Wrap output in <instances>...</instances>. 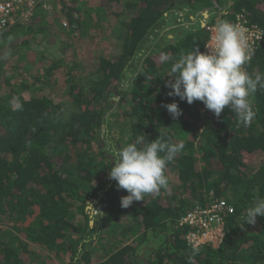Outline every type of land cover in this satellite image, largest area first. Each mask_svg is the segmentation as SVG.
Instances as JSON below:
<instances>
[{"label":"trees","instance_id":"16d2710c","mask_svg":"<svg viewBox=\"0 0 264 264\" xmlns=\"http://www.w3.org/2000/svg\"><path fill=\"white\" fill-rule=\"evenodd\" d=\"M72 1L63 2L67 26H60L69 38L83 34L88 26L95 29L109 21L108 4L78 8L79 3L72 6ZM116 2L122 8L113 12L122 29L118 33L121 48L110 57L100 54L95 69L86 76L77 74L76 78L73 69L78 64L70 61L64 72L67 85L60 89L70 97L67 104L32 92L52 90L55 83L49 71L62 68L63 58L53 60L44 74L32 75V81L12 85L8 96L0 98V264H57L51 259L52 252H69L68 264H264V217L241 227L244 210L257 195L264 197V89L258 87L252 97L256 117L251 126L238 127L229 108L216 117L200 101L188 104L167 95L171 89L166 86L173 79L168 75L173 60L193 49L204 52L207 32L202 19L228 21L243 10L250 22L264 28V0ZM47 13L38 3L35 24H17L3 31L0 48L10 33L47 30L43 22ZM28 45L24 39L19 46ZM245 70L264 74V42ZM9 97L17 101L15 106ZM173 101L181 110L178 118L164 107ZM113 102L114 108L108 111ZM114 126L119 127V136L113 141ZM159 134L185 145L166 169L168 187L161 194L134 201L124 212L120 200L128 193L109 178L114 150L128 140L141 136L153 140ZM173 170L178 179L175 185ZM119 189L124 192L121 196ZM219 196L233 206L222 241L217 247H187V228L176 226L177 218L193 199L207 204ZM95 198L101 203L96 208L103 214L100 219L109 223L107 229L113 222L122 225L115 221L128 213L132 222L113 229L108 239L127 241L134 228L141 229V234L93 262L87 249L92 238H88L104 226L95 218L94 225L86 222L80 230L73 224L71 206L79 202L77 207L90 220L86 207ZM34 206L38 212L32 221L15 225L32 215ZM8 220L13 224L8 225ZM77 231L81 238L73 242L72 234Z\"/></svg>","mask_w":264,"mask_h":264},{"label":"clouds","instance_id":"9594fccd","mask_svg":"<svg viewBox=\"0 0 264 264\" xmlns=\"http://www.w3.org/2000/svg\"><path fill=\"white\" fill-rule=\"evenodd\" d=\"M205 12L208 15V9ZM213 40V45H206L209 51L193 49L171 62L168 75L173 79L167 82L171 89L167 95L177 96L188 104L200 101L216 117L229 108L238 127H249L256 117L252 97L258 87L264 89V74L244 70L243 65L251 55L244 34L236 25L217 19ZM169 59L164 57L165 61ZM164 107L173 118L181 115L175 101ZM184 147L183 142H173L159 134L153 140L146 141L143 136L128 140L115 149L109 178L128 193L121 197V206L127 208L134 201L144 200L146 195H158L161 189H166L169 184L166 169ZM257 217H264V197L258 195L244 210L241 227L255 224Z\"/></svg>","mask_w":264,"mask_h":264},{"label":"rangeland","instance_id":"374dc122","mask_svg":"<svg viewBox=\"0 0 264 264\" xmlns=\"http://www.w3.org/2000/svg\"><path fill=\"white\" fill-rule=\"evenodd\" d=\"M63 2L64 0H60V2H57L56 4H50L51 8L50 10H48V13L46 15L48 16V18L44 19L43 21L45 24H48L47 30L36 32L34 34L29 31L22 32V30H18L14 33L8 34L5 37L4 46L0 48V98L4 99L8 96L12 85L18 84L19 82L32 81V75L36 73L44 74L45 70L47 68H50L51 62L53 60L63 58L64 64L62 68L54 70L50 69L49 71L51 72L49 79L55 83V86H53L52 90L51 88L47 87L46 89H32V92H34L35 94L44 93V95L52 97V99L54 100H65V104H67L70 101V97H68L65 92L60 91V89L61 87L63 88L67 85V76L64 74V72L66 70L65 67L69 63H71L70 61H75L78 64V66L73 69V73L77 78V74L79 76H86L93 69H95L94 64L95 62H97L100 54L104 55L105 57H110L120 50L121 37L118 36V33H120L122 29L120 28V26L118 27V22L114 15L116 12H120L122 9L119 2H116V0H73L71 2V5L74 6L79 3L77 5L78 8L94 7L101 4H108L107 7L110 12L107 17V20H109L107 23H103L101 27L95 29L88 26L84 30L83 34H79L72 38H69L65 31H63L64 29L61 28L67 26L65 20L62 17ZM32 23L33 22L31 21L29 24ZM167 32H170V30ZM24 39H27L29 41V47L27 48L26 46H19ZM63 47H65L66 49H63ZM67 57L69 59L73 58V60H67ZM77 67H79L78 70ZM35 70L37 71L35 72ZM119 96L120 94L114 96V102L118 100ZM13 97H15V94H13ZM14 99H11L10 97L8 98V102L12 106H15L17 104V101ZM114 102L110 106V109L108 111L114 108ZM111 120L113 121L114 119L112 118ZM118 130L119 127L114 126V138L112 139L113 141L119 136L117 133ZM106 131L107 130L104 128L102 135L104 139ZM254 159L255 162L258 160L257 155L254 157ZM171 176L173 178L172 183L174 185L177 184L178 179L174 170L171 172ZM118 193V195L121 196L124 192L123 190L119 189ZM161 193L162 192H160V194ZM96 199L97 198L92 199L91 201L93 202L89 203L86 207V209L89 210L88 213L90 220H86L82 214V211L77 207L79 202L74 201L71 206V209L73 211V224H77L80 230L85 228L86 222H89V225H94L96 219H99V221L97 222H99L100 225L104 226L103 228H98L97 231L93 233V237L88 238V240L92 238V243H87V249L90 250L89 252L92 256L93 262L106 257L107 252L114 250V246L119 245L120 247L121 245L130 243L132 240H137L136 237L141 234V229L134 228L133 236L127 241L116 239L112 240L111 238L108 239L107 236H110L113 233V229H122L124 227V223L132 222L128 221V213L127 216L123 215L115 221L116 223H120V221L123 222L122 225L117 224L116 226V224L113 222V225L110 224L112 226H108L110 229L109 231V229L105 227V225H109V223L100 219V217H103V214L101 212L98 213V210L96 208L97 206H101V203H97L98 201H96ZM125 210L127 211L129 209L125 208L124 212ZM37 212L38 207L34 206L33 214L30 215L24 222L16 223L15 225L21 224L22 226H26L30 221H32ZM7 222L8 225L13 224L11 220H8ZM80 236V231L73 233L72 241L75 242L77 241V239L79 241V238H81ZM158 242H160V240H157L156 243ZM78 250L82 251L80 247H78ZM51 259L54 260L57 264H68L70 260V254L69 252H60V254L56 255L52 252Z\"/></svg>","mask_w":264,"mask_h":264},{"label":"built area","instance_id":"2783aa9c","mask_svg":"<svg viewBox=\"0 0 264 264\" xmlns=\"http://www.w3.org/2000/svg\"><path fill=\"white\" fill-rule=\"evenodd\" d=\"M40 2L45 9L50 10V4H56L60 0H0V34L17 24L28 25L32 21L34 8ZM228 21L236 25L244 34L252 58L260 44L264 42V28L250 22L243 10L236 12ZM215 23L216 21L207 22L206 19L201 21L207 32L204 52L209 51L206 45L214 44ZM243 68L245 70V65ZM209 194L211 195L212 191ZM232 211V204L223 196L214 197L207 204L193 199L190 207L177 218L176 226L187 228L184 235L187 247L198 248L208 244L217 247L224 235L226 217Z\"/></svg>","mask_w":264,"mask_h":264},{"label":"water","instance_id":"95a60500","mask_svg":"<svg viewBox=\"0 0 264 264\" xmlns=\"http://www.w3.org/2000/svg\"><path fill=\"white\" fill-rule=\"evenodd\" d=\"M205 16H208V15H207V12H205Z\"/></svg>","mask_w":264,"mask_h":264},{"label":"crops","instance_id":"0c3cea01","mask_svg":"<svg viewBox=\"0 0 264 264\" xmlns=\"http://www.w3.org/2000/svg\"><path fill=\"white\" fill-rule=\"evenodd\" d=\"M114 249H116V247Z\"/></svg>","mask_w":264,"mask_h":264}]
</instances>
